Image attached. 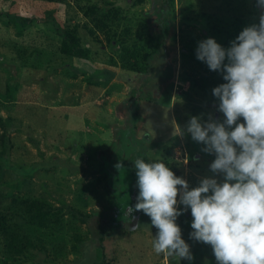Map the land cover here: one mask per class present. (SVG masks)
Returning a JSON list of instances; mask_svg holds the SVG:
<instances>
[{
  "label": "rangeland",
  "instance_id": "1",
  "mask_svg": "<svg viewBox=\"0 0 264 264\" xmlns=\"http://www.w3.org/2000/svg\"><path fill=\"white\" fill-rule=\"evenodd\" d=\"M160 1L0 0V118L14 166H4L0 125V212L8 218L0 264H218L211 245L190 238V208L176 223L193 259L157 254L151 218L126 215L136 169L128 175L137 158H161L189 190L215 175V154L186 132L192 116L224 119L212 89L226 81L196 58L198 42L213 37L228 48L264 9L257 0H170L171 30L147 69L154 40L146 13ZM112 7L119 13L106 25ZM137 84L141 118L131 135L123 100ZM124 137L129 153L109 180L104 158L116 159ZM21 166L36 169L23 175Z\"/></svg>",
  "mask_w": 264,
  "mask_h": 264
},
{
  "label": "clouds",
  "instance_id": "2",
  "mask_svg": "<svg viewBox=\"0 0 264 264\" xmlns=\"http://www.w3.org/2000/svg\"><path fill=\"white\" fill-rule=\"evenodd\" d=\"M257 4L264 9V0ZM196 58L226 81L212 89L224 119L192 116L186 128L205 145L203 152L215 154L210 164L215 175L189 190L188 182L161 158H137L139 193L126 215L142 210L151 218L158 229L153 240L157 254L191 261L190 245L176 223L190 208V238L211 245L218 264H264V11L259 23L245 27L228 48L213 37L199 41ZM241 117L244 122L238 123ZM177 133L184 134L179 128Z\"/></svg>",
  "mask_w": 264,
  "mask_h": 264
},
{
  "label": "trees",
  "instance_id": "3",
  "mask_svg": "<svg viewBox=\"0 0 264 264\" xmlns=\"http://www.w3.org/2000/svg\"><path fill=\"white\" fill-rule=\"evenodd\" d=\"M161 4L157 7H155V9H151L149 10L146 14L148 15V26H149V32L148 34L153 38L154 40V45L153 48L151 49V51L147 52L145 54V63H146V67L147 69H149L151 67V60L153 59V57H155L156 54H158L160 51L164 50V46L166 43V39L170 33L171 30V26H172V16H171V7H170V0H161L160 1ZM152 12L153 14H155L154 17H152V15L149 17V14ZM119 10L116 7H112L109 11H107L105 13V16L103 17L102 20H106L104 22V24L107 25L108 24H112L113 21H115V16L116 14L118 15ZM156 23L160 30L158 34H153V24ZM93 32V30H91ZM115 32V31H114ZM76 42V40H73L71 43L74 44ZM71 43H66V45H68L70 48V50H72V45ZM142 84H137L135 85V87H132L129 90L128 93V97H126L123 100V103L128 102L129 104V108L130 110L128 111V115L126 116V124H127V129H129L130 131H126L127 134H131L132 132H134L135 130V126L136 123L138 122V120H140L141 118V114H140V103H139V91L141 90ZM128 108V109H129ZM0 125L3 126V142H4V146H5V151L3 154V160H4V166L8 167V168H14L13 164L10 163L9 161V153H10V145H9V138H8V132L6 130V126L3 123L2 119L0 118ZM127 136V135H125ZM128 139L126 137H124L123 139V143L121 144L122 149L120 148V154L117 155L116 159H108V158H104L105 159V174L107 175V178L109 177V180L112 178V174L113 172V167H115V164H117L118 162L122 163V165L124 166V158H126L125 155H127L129 153V149H128ZM122 150H123V156H122ZM118 161V162H115ZM133 166V169L129 170V175L128 177H130L135 171V165H131ZM36 167L34 166H30L28 168H24V167H18V170L23 174V175H28L30 173L33 172V170H35ZM116 183L113 182V185ZM132 194H133V199L130 200V205L134 207L135 204L137 203L136 197L138 195V189H137V185L135 186V188L132 189ZM133 202V203H131ZM135 203V204H134ZM37 202H30L28 204L29 208L35 207V210L39 213V215L41 214V207L40 206H36ZM125 209V207L123 208ZM135 213V217H137V215L139 214V211L134 212ZM123 212L119 215V217L126 219L125 216H122ZM129 220V219H126ZM8 222V218H7V214L0 212V233H3V231H5L6 228V224ZM125 221L122 220L121 223H124ZM107 235V231L103 230V233L100 235V240H104V238ZM32 240L29 238H26L24 243L27 244H32ZM105 257V256H104ZM99 264H109L108 261H106L104 258L103 260L99 263Z\"/></svg>",
  "mask_w": 264,
  "mask_h": 264
}]
</instances>
